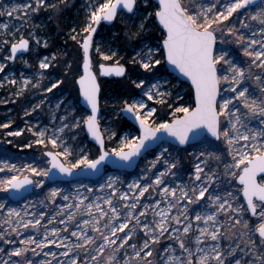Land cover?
Wrapping results in <instances>:
<instances>
[{"label":"snow or ice","instance_id":"1","mask_svg":"<svg viewBox=\"0 0 264 264\" xmlns=\"http://www.w3.org/2000/svg\"><path fill=\"white\" fill-rule=\"evenodd\" d=\"M141 3L151 6V0H89L84 20L69 35L82 52L83 72L74 81L79 86L76 102L56 98L51 130L35 124L7 132L12 137L31 133L34 139L24 147L42 146L48 158L47 167L26 165L24 172L30 175L6 158L0 161V172L16 173L0 179V192L9 200L28 186L44 188V179L32 177L55 183L57 173L73 178L76 190L50 187L40 203L51 205V212L29 213L27 205L18 209L0 202V264H264V0H155L154 10L143 14ZM72 6L71 0L0 4V17L7 18L0 20V51L6 53L0 56V74H5L0 88H15V99L0 103H15L31 89L40 91L46 78L45 98L25 108L24 115L32 116L50 100L46 94L55 96L64 83L50 79L49 70L58 63L55 53L37 57L38 70L32 76L21 73L17 79L8 73L18 59L31 67L23 54L49 46L33 31L39 26L30 23L34 17L43 11L48 19H58ZM118 16L126 20V39L139 38L150 19L161 38L156 46L141 40L143 47L130 59L152 81L142 76L132 80L141 90L139 98L125 100L120 109L138 124L139 135L106 148L99 123L101 89L91 53L114 61L111 66L99 64L101 76L126 75L124 65L114 59L117 53L101 52L94 39L102 22L112 24ZM64 64L65 75H71L72 64ZM168 69L190 82L191 105L180 103L183 96L171 90L176 85L169 86ZM0 128L10 129L11 122L0 123ZM80 132L99 146L95 158L83 149L77 153L69 143ZM158 140L163 141L161 151L150 161L143 182L127 184V191L117 186L119 178L108 176L103 183L97 181L96 194L79 178L83 171L102 180L105 162L131 167L149 142ZM181 151L193 158L187 180ZM51 247L58 251H45Z\"/></svg>","mask_w":264,"mask_h":264},{"label":"rangeland","instance_id":"2","mask_svg":"<svg viewBox=\"0 0 264 264\" xmlns=\"http://www.w3.org/2000/svg\"><path fill=\"white\" fill-rule=\"evenodd\" d=\"M24 0H0V4H9V3H22ZM73 6L67 9L62 16L58 19H48L47 13L43 11L38 15L35 16L33 21L30 23L39 25L35 27L33 31L36 35L41 37L42 39H47L48 47L43 48L40 47L35 51L23 54L24 59H27L29 63L32 65L31 67H27L22 59H18L13 65L12 73H8L10 78H19L21 73L26 76H32L33 73L37 72L38 68V59L37 57L42 58L45 55L57 54L58 56V63L56 68L50 69L49 71L53 72V76L50 78L51 80L56 79H63L64 83L60 86L59 89L54 90L55 96L49 93L46 94L50 100H46L45 104L41 106V108L37 111L32 113V116H25L24 109L31 108L32 104L39 103L41 99L45 98V94L43 93L42 89L44 86L49 84V79L46 78L41 83V90L38 91L36 89H31L29 92L25 94V96L19 98L15 103H0V123H7L11 122L10 129H3L0 128V161H3L5 158L7 159L8 164H15L18 169L21 170L23 174L30 175V173L24 172L25 166L32 164L33 166H40V167H47V157L43 156L44 148L42 146L33 145L32 148L24 147V145L29 142L30 140L34 139L31 136V133L25 131L24 134L20 137H12L8 136V131H15L20 129H26L28 126L38 124L40 127L47 126L49 130L53 127L51 122V115L52 111L55 109V102L56 98H67L71 99L74 103L78 97V87L74 83V81L79 77L77 71L80 70L82 61L77 62L76 59V49L77 46L74 41L69 39L70 29L72 27H77L81 25L82 21L85 17V9L89 3V0H71ZM143 14V12H141ZM7 19L6 17H0V20ZM121 22L126 23V20L120 16ZM151 19L148 21V27L146 31L141 34V40L144 44L149 46H156L159 44V40L155 39L151 36V31H153ZM107 30L103 31V34L106 35ZM243 31V29H242ZM25 34H27L25 32ZM105 38H99L98 42L101 46V52H107L110 54V51H115L117 53V48L113 44V39L111 36H104ZM106 38L107 42H106ZM143 45L141 44L140 47L137 49L139 50ZM228 47L235 48V45H229ZM136 50V51H137ZM96 53V52H94ZM4 51H0V56L5 55ZM98 55V54H97ZM135 55V52H134ZM99 63H113L114 61H103L101 60L100 56H97ZM115 59V58H114ZM241 60H246L247 58L240 55ZM67 60L72 64V67L75 71L72 72L71 75H65V64L64 61ZM11 63V62H9ZM137 67L135 72H139V66L134 65ZM81 72V70H80ZM5 74H0V79L3 78ZM169 86L171 87L172 84H175L176 87H172V91L175 94L179 92L180 95L183 96V101L180 103L184 104L185 106L191 105L193 103V96L188 94V85L179 81L177 78L169 75ZM136 78H133V80ZM152 82V81H149ZM148 86L146 83L145 87ZM15 91V88L9 85H5L4 87L0 88V100L3 99H15L12 96V93ZM140 89H138V93L133 98H139ZM133 98L130 100L126 98H120L116 95H113L112 92H108L104 98L101 99V106L103 111V117L100 119V125L106 139V148H114L119 145V142L125 137L128 136L131 139L132 136L139 135V132L135 127L127 129L121 132L118 135V129L120 125V121L123 117V112L120 109L124 105V101L127 100L132 102ZM146 99V98H145ZM150 106L152 102H147ZM155 107L160 109L159 105H154ZM82 107V106H81ZM51 109V110H50ZM61 112H57L56 115L59 116ZM56 123L58 124L59 121L57 120ZM79 131V130H77ZM114 133L115 135L109 138V135ZM11 141V143H9ZM69 143L76 149L77 153H80V150L83 149V153L89 155L90 158H95L98 155V148L93 145L89 140L85 133L80 132V134L76 137L75 140L69 141ZM167 146V144H165ZM50 147V146H49ZM161 148H157L154 151L150 152L141 162L140 166L134 172H122V171H113L108 172L106 175L103 176V179L100 180L101 183L107 179L108 176H112L113 178L118 179V187L121 188L122 191H127V184L132 183L136 180H141V178L145 175V170L150 167V161L154 160L157 155H159ZM189 151H193V149H189ZM167 155V153L165 154ZM179 157L182 160V174L184 175V179L187 180V174L192 170L193 165V158L189 156L187 153L181 151L179 153ZM157 168L163 170L160 165H157ZM153 172L156 169L152 170ZM13 174L14 172H9L7 169L4 172H0V179H5ZM148 175H151L149 173ZM33 179H44V188H34L32 194L28 195L24 200L20 202H13L12 200L8 199V194L0 192V202L7 201V204L10 207H15L18 209H23L27 204L30 207H34L32 212L39 213L40 211L51 212L52 206L49 205L45 208L41 205L40 201L44 200L45 195L50 187L59 186L65 190V192H75L76 184L74 182L69 181H58L55 184H51L47 179L40 177H32ZM98 180H83L84 184L88 185L89 187H93L96 191V194H100L98 192L99 184L97 183ZM122 182V183H121ZM141 182H143L141 180ZM81 192H85V194L92 196L93 194H89L86 192V189L81 188ZM107 191V190H106ZM238 195L242 198V193H238ZM61 204L63 201H59ZM34 204V205H33ZM18 206V207H17ZM22 207V208H21ZM2 215V214H0ZM47 217L45 218L46 222ZM60 227V225H48L49 228L51 227ZM43 231V230H41Z\"/></svg>","mask_w":264,"mask_h":264},{"label":"trees","instance_id":"3","mask_svg":"<svg viewBox=\"0 0 264 264\" xmlns=\"http://www.w3.org/2000/svg\"><path fill=\"white\" fill-rule=\"evenodd\" d=\"M154 3L151 1V6L145 7L142 3L140 5V12H147L154 10ZM153 25V31H151V36L155 39L160 41L161 32L158 29L157 24L154 22V19H151ZM107 30L106 35L103 34V31ZM127 30L126 23H122L120 17L116 20L113 26H105L102 25L100 31L97 33L95 40L98 42L99 38H105L104 36H111L113 39V44L117 48V56L115 59H119L121 64L127 65L129 68L128 75L121 79H101V86H102V94L101 99L105 97L108 92H112L113 95H116L120 98H126L130 100L131 98L135 97L138 93V89L132 84L133 78L144 77L146 81H151V76L148 73H143V70L139 68V72H135L137 67H135L132 63H130L131 57L134 55V52L140 47L141 45V37L134 38L132 40L126 39L124 33ZM134 31V29H132ZM106 38V42H107ZM76 59L77 62L82 61V52L79 50L78 46L76 49ZM95 50L92 51V56L95 65H98L97 53H94ZM81 70V69H80ZM80 70L78 69L77 73L80 74ZM188 94L192 95L191 89L188 87ZM118 135L127 130L132 128L133 126L125 119L122 118L120 121Z\"/></svg>","mask_w":264,"mask_h":264},{"label":"water","instance_id":"4","mask_svg":"<svg viewBox=\"0 0 264 264\" xmlns=\"http://www.w3.org/2000/svg\"><path fill=\"white\" fill-rule=\"evenodd\" d=\"M154 4H155V0H151ZM119 17V16H118ZM117 17V19H118ZM116 21H114L112 24H107L106 22H102L101 25H106V26H113L115 24ZM100 25V26H101ZM100 26L97 30V33L99 32L100 30ZM97 35V34H96ZM96 37V36H95ZM94 37V39H95ZM26 54V53H25ZM91 58H92V63H93V70L96 72L97 74V81L100 85V101H101V94H102V86H101V82L100 80L101 79H121V78H124L125 76L128 75V71H129V68L127 65H124L125 69H126V75L124 77H116V76H101L99 74V65L98 67L96 68V65L94 63V60H93V56H92V53H91ZM105 65H108V66H111L113 63H104ZM83 72V68H82V64H81V74ZM168 72L170 73V75H172L173 77L176 78L177 74L175 72H173L171 69H168ZM80 74V75H81ZM79 78V77H78ZM77 78V79H78ZM179 81L187 84L192 93H193V102H194V90L192 89L191 85H190V82L186 81L183 77H179L177 78ZM77 87L79 88V86L77 85ZM80 104L81 106H83V102H82V99L80 101ZM100 108H101V111H100V116H99V123H100V119L103 117V111H102V106H101V103H100ZM123 117L133 126L137 129V131L139 132V126L138 124H136L135 120L130 118L129 116L125 115L123 113ZM100 129H101V132L103 134V131H102V128H101V125H100ZM104 135V134H103ZM88 137V140L93 144L95 145L97 148L99 147L95 141H93L89 136ZM105 138V137H104ZM171 138H168V140L170 141ZM163 141H156V142H149L150 143V147L147 148V150H142L141 152V155L139 157H135L134 158V163L132 164L131 167H126V168H119L113 164H111L110 162H105V164L102 166V169H101V175L104 176L106 175L108 172H113V171H122V172H134L137 170V168L140 166L142 160L152 151H154L155 149L159 148L160 147V144L162 143ZM105 145H106V139H105ZM115 159V157H110L109 160H113ZM57 176H58V179L56 180V182L58 181H69V182H73V178H70V177H61L59 176V174L57 173ZM81 180H98L100 179L101 177L99 175H95V174H85L83 171H81V174H80V177H79ZM50 182V181H49ZM55 182V183H56ZM51 183V182H50ZM55 183H51V184H55ZM34 191V187L32 186H28V190L25 191V190H21V195L15 199V200H12L13 202H20L22 200H24L28 195L32 194Z\"/></svg>","mask_w":264,"mask_h":264},{"label":"bare ground","instance_id":"5","mask_svg":"<svg viewBox=\"0 0 264 264\" xmlns=\"http://www.w3.org/2000/svg\"><path fill=\"white\" fill-rule=\"evenodd\" d=\"M244 31V30H243ZM34 205V204H33ZM9 206V205H8ZM27 206H28V204H27ZM10 207V206H9ZM18 207V206H17ZM22 208V207H21ZM33 209H34V207L32 208V207H30V206H28V211H29V213H32V211H33ZM49 250H51V251H58L57 249H55L54 247H51L50 249H45V251H49ZM42 257H36V259L37 260H39V259H41Z\"/></svg>","mask_w":264,"mask_h":264},{"label":"flooded vegetation","instance_id":"6","mask_svg":"<svg viewBox=\"0 0 264 264\" xmlns=\"http://www.w3.org/2000/svg\"><path fill=\"white\" fill-rule=\"evenodd\" d=\"M102 25H103V24H102ZM102 25L100 26V28L102 27ZM105 26H106V25H105ZM108 27H110V26H108ZM99 31H100V30H99ZM99 64H100V63H99ZM99 64H98V65H99ZM98 65H96V67H97ZM110 80H111V79H110Z\"/></svg>","mask_w":264,"mask_h":264}]
</instances>
